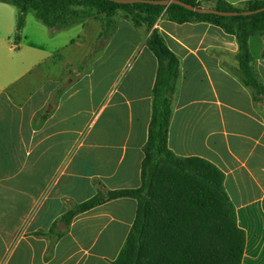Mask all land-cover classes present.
I'll return each mask as SVG.
<instances>
[{
  "label": "crops",
  "instance_id": "0c3cea01",
  "mask_svg": "<svg viewBox=\"0 0 264 264\" xmlns=\"http://www.w3.org/2000/svg\"><path fill=\"white\" fill-rule=\"evenodd\" d=\"M249 1L226 0L239 9ZM10 7L0 2V264H113L137 200L107 201L69 224L62 218L99 192L141 186L159 67L146 44L150 32L125 12L113 16L114 31L101 40L106 22L96 18L52 31L34 11L40 22H31L28 11L14 45ZM154 28L180 60L168 147L225 173L247 237L242 264H264V95L255 101L237 77L234 35L208 22L178 24L167 14ZM250 51L264 85V36L251 37ZM53 59L61 77L29 82Z\"/></svg>",
  "mask_w": 264,
  "mask_h": 264
},
{
  "label": "trees",
  "instance_id": "16d2710c",
  "mask_svg": "<svg viewBox=\"0 0 264 264\" xmlns=\"http://www.w3.org/2000/svg\"><path fill=\"white\" fill-rule=\"evenodd\" d=\"M179 1L204 7L197 0ZM213 1L212 8L222 12L264 8V0L249 1L243 9L229 5L226 0ZM0 2L19 10L17 39L28 11H34L50 30L58 31L89 17L86 10H72V7L99 9L106 17L101 40H107L114 31L112 18L115 13L125 11L135 26L147 27L150 35L146 44L158 60L149 136L143 147L141 186L138 189L99 192L68 211L62 220L69 224L77 215L107 201L133 198L138 202L136 218L126 244L113 264H242L247 237L238 225L235 206L225 191V173L206 159L178 156L168 147L173 98L180 80V60L154 26L163 14H167L170 21L178 24L208 22L234 35L239 45L236 75L252 91L253 99L260 101L264 85L252 65L254 58L250 51V39L264 36V12L224 17L198 14L175 4L168 7L123 5L108 0Z\"/></svg>",
  "mask_w": 264,
  "mask_h": 264
},
{
  "label": "rangeland",
  "instance_id": "374dc122",
  "mask_svg": "<svg viewBox=\"0 0 264 264\" xmlns=\"http://www.w3.org/2000/svg\"><path fill=\"white\" fill-rule=\"evenodd\" d=\"M199 3L201 5H205L204 7H207L206 3L203 1V0H200ZM213 3L215 4V1H213ZM11 10H13L15 12V20L14 22H17L18 23V16H19V10L15 7H10ZM72 10H86L87 12H89V17L87 19H93V18H96L98 22H103V25L105 24L104 22H106V17H105V13H103L102 11H100L99 9H96V8H87V7H83V6H76V7H72L71 8ZM119 13H125V11H122V10H119L117 11L115 14H119ZM30 18H31V22H40L36 19L35 15H34V12L33 11H29V15H28ZM85 20V19H84ZM41 26H43V28H46L44 27V25L42 23H40ZM96 27V29L98 30L99 28V24H95L94 25ZM48 30V29H47ZM96 30V31H97ZM95 35V31L94 30H91L90 33H88V38L90 39V36H94ZM17 33L13 36L12 38V43L14 45H17L19 43V39H17ZM92 40V39H90ZM88 43V42H86ZM95 46L98 45L101 46L102 44L101 43H98V40L95 42ZM87 46H90V44L88 43ZM255 52L256 54H259L260 52H262V43H260L258 40L255 42ZM87 49V47H81L80 48V51L82 50H85ZM54 59L53 61L51 60L49 63H47L43 69H42V72L41 71H36L32 74L31 77H29V82H32V84H36V83H39L41 81H48V82H52L54 80H56V78H59L61 77V67L59 68V63L56 65H54ZM60 224H62V221H60L58 223V227H60ZM52 230V233L53 232H56L57 231V225L54 224L53 227L51 228ZM52 239L54 238V236H50Z\"/></svg>",
  "mask_w": 264,
  "mask_h": 264
},
{
  "label": "water",
  "instance_id": "95a60500",
  "mask_svg": "<svg viewBox=\"0 0 264 264\" xmlns=\"http://www.w3.org/2000/svg\"><path fill=\"white\" fill-rule=\"evenodd\" d=\"M110 2H114L116 4H123V5H127V4H151V5H156V6H165L168 7L170 5H180L184 8H186L187 10L196 12L198 14H214V15H219V16H224V17H234V16H250V15H255L261 12H264V8L259 9V10H255V11H245V12H222V11H218L216 9L213 8H207V7H195L191 4H187L184 3L182 1L179 0H108ZM63 224V222H62ZM64 225V224H63ZM61 226V224H60ZM59 229H61L59 227Z\"/></svg>",
  "mask_w": 264,
  "mask_h": 264
},
{
  "label": "built area",
  "instance_id": "2783aa9c",
  "mask_svg": "<svg viewBox=\"0 0 264 264\" xmlns=\"http://www.w3.org/2000/svg\"><path fill=\"white\" fill-rule=\"evenodd\" d=\"M198 2L200 1V0H197ZM208 1H212V0H208Z\"/></svg>",
  "mask_w": 264,
  "mask_h": 264
}]
</instances>
